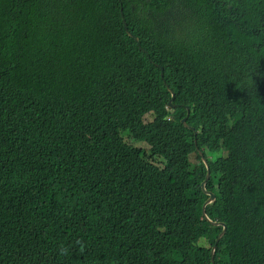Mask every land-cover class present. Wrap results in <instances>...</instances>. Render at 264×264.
Listing matches in <instances>:
<instances>
[{
	"label": "trees",
	"instance_id": "obj_1",
	"mask_svg": "<svg viewBox=\"0 0 264 264\" xmlns=\"http://www.w3.org/2000/svg\"><path fill=\"white\" fill-rule=\"evenodd\" d=\"M194 137L214 264H264V0H0V264H210Z\"/></svg>",
	"mask_w": 264,
	"mask_h": 264
},
{
	"label": "clouds",
	"instance_id": "obj_2",
	"mask_svg": "<svg viewBox=\"0 0 264 264\" xmlns=\"http://www.w3.org/2000/svg\"><path fill=\"white\" fill-rule=\"evenodd\" d=\"M121 15V14H120ZM126 21V20H125ZM128 28V27H127ZM131 32V31H130ZM132 33V32H131ZM163 68V67H162ZM161 73V72H160ZM161 76V75H160ZM162 78H163V70H162V76H161ZM167 88H169V87H167ZM169 91V90H168ZM170 93V92H169ZM169 99H170V97H169ZM168 99V100H169ZM174 99H175V93H174ZM168 102V101H167ZM173 103H175L176 104V106H174V107H168L167 106V104H166V108L167 109H169V110H173L175 107H177L178 105H182V104H178L177 102H175L174 100H173ZM185 104H188V103H185ZM190 105V104H189ZM183 106L185 107V110H186V114L183 116V117H181L180 118V123H182V125L184 126V127H186V128H188V129H190V130H193V133H194V135H196V133H197V131L195 130V128L192 126V125H190L188 122H187V117L189 116V114H190V109H189V106L188 105H184L183 104ZM191 106V105H190ZM192 107V106H191ZM168 119H170L171 121H172V119H174V115L173 116H168ZM184 119V121H182ZM194 145H195V147H196V150L197 151H195V152H191V153H189L190 155L187 157V161H188V170H189V172H191L190 171V165H196V164H198L199 166H200V171L198 172V173H200L201 172V162L205 165V163H204V161L203 160H205L206 162H207V164H208V161H207V156H206V154H204V150L202 149V148H199L197 145H196V138L194 137ZM207 154H209V153H207ZM210 156V155H209ZM211 157V156H210ZM161 167H163V166H161ZM205 168H206V166H205ZM192 173H196V172H192ZM198 173H196V174H198ZM206 175V174H205ZM204 179V178H203ZM202 179V180H203ZM207 182V181H206ZM206 185V184H205ZM205 189L206 190H209V189H207L206 187H205ZM202 191V190H201ZM210 191H212V190H210ZM213 192V191H212ZM204 193V192H203ZM205 194V193H204ZM213 194H214V192H213ZM207 197L205 198V200L208 198V195L207 194H205ZM204 200V201H205ZM215 200V194H214V199L213 200H211V201H209L206 205H205V214L207 215V217L210 219V220H215V221H220V222H223L224 224H225V222L223 221V220H219V219H212L207 213H206V206L208 205V204H211L213 201ZM204 201H203V203H204ZM203 203H202V206H203ZM202 206H201V212H202ZM203 215V214H202ZM203 217H204V215H203ZM204 219L206 220V218L204 217ZM206 222L208 223V224H210L207 220H206ZM211 225V224H210ZM226 225V224H225ZM212 226H214V225H212ZM215 227H218V226H215ZM221 227V230H222V226H220ZM160 230H163V231H166V229L165 228H160ZM221 230H220V232H221ZM225 231H226V229H225ZM219 232V233H220ZM218 233V234H219ZM225 233V232H224ZM218 234H217V237H218ZM216 237V238H217ZM222 237V236H221ZM202 238H205V239H207V241H208V238L207 237H202ZM216 238H215V240H216ZM215 240H214V243L212 244V246L210 247V243H209V246H205V247H207V248H209L210 247V251H211V249H212V247H213V245L215 244V249H216V246H217V242L215 243ZM198 242V241H197ZM209 242V241H208ZM198 244V243H197ZM198 245H200V244H198ZM202 246H204L203 244H201ZM215 249H214V253H215ZM209 251V252H210ZM210 254V253H209ZM213 262H214V254H213ZM210 264H212V262H211V255H210Z\"/></svg>",
	"mask_w": 264,
	"mask_h": 264
},
{
	"label": "water",
	"instance_id": "obj_3",
	"mask_svg": "<svg viewBox=\"0 0 264 264\" xmlns=\"http://www.w3.org/2000/svg\"><path fill=\"white\" fill-rule=\"evenodd\" d=\"M120 14H121V19H122V23H123V27H124V30L125 32L129 35V36H132L134 38V41L136 44H138V38L136 36H134L127 28V24H126V21H125V18H124V15H123V11H122V6L120 5ZM139 49H141L142 51L144 50L141 46H139ZM160 70H161V73L160 75L162 76V66H160ZM169 92H170V99L168 100L167 102V106L168 107H174L176 106L175 103H173V100H174V91L170 88H168ZM184 121V119L182 120ZM204 163H205V166H206V175L204 177V179L200 182V188L202 190V192H204L205 194L208 195V198L204 201L203 203V206H202V214L204 215V217L206 218V220L211 224V225H214V226H222V230L221 232L218 234V237L216 238L215 240V243L221 238V236L224 234L225 232V229H226V225L223 223V222H220V221H215V220H210L207 215L205 214V205L214 199V194L212 191L210 190H206L205 189V184H206V181L208 180L209 176H210V169H209V166L207 164V162L205 160H203ZM214 249H215V244L213 245L211 251H210V255H211V262L212 264H214L213 262V254H214Z\"/></svg>",
	"mask_w": 264,
	"mask_h": 264
},
{
	"label": "rangeland",
	"instance_id": "obj_4",
	"mask_svg": "<svg viewBox=\"0 0 264 264\" xmlns=\"http://www.w3.org/2000/svg\"><path fill=\"white\" fill-rule=\"evenodd\" d=\"M146 119H149V118H146ZM131 140H133V139H131ZM133 144L135 146H141V147H146V148L148 147L145 142L139 141V140H133ZM149 159L152 161L154 159H157V160L160 159L161 160V157L156 155L155 157H150ZM157 160H155V161H157ZM190 171L198 173L200 171V166L198 164L193 165V166L190 165ZM197 243L200 245L203 244L204 246H209V242L205 238H200Z\"/></svg>",
	"mask_w": 264,
	"mask_h": 264
}]
</instances>
